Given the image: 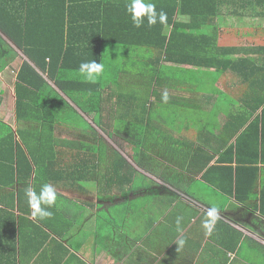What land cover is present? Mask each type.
I'll return each mask as SVG.
<instances>
[{
	"label": "trees",
	"instance_id": "1",
	"mask_svg": "<svg viewBox=\"0 0 264 264\" xmlns=\"http://www.w3.org/2000/svg\"><path fill=\"white\" fill-rule=\"evenodd\" d=\"M245 1L141 0L153 4L157 14L164 11L167 19L161 23L157 17L149 25L147 13L142 12L143 23L136 27L129 11L134 0H0V32L27 57L16 73L17 120L31 123L14 130L0 121L4 127L0 128V171L18 184L33 187L57 179L82 187L83 182L95 181L100 197L107 191L111 200L121 197L125 186L135 184L136 169L117 150L102 151L98 139L90 142L57 135L68 127L81 130L85 137L97 132L77 125L82 120L80 113H86L123 144L137 165L146 167L148 153L141 136L150 122L151 107L161 100L154 104L148 93L142 98L120 90L119 75L128 64L116 65L113 76L109 75L103 49L108 43L118 44L140 48L138 55L143 59L135 61L147 79L157 80V86L158 81L178 79L167 75L165 68L170 64L230 71L247 85L249 89L240 98L242 110L228 115L224 124L226 134L236 136L234 143L221 144L213 164L215 153L199 158L206 150L197 145L188 164L196 165L199 172L205 170L202 178L207 183L238 201L247 204L256 199L255 207L264 216V61L234 57L238 48L218 40L217 19L223 10L229 7L227 16H241L240 4ZM247 1L257 5L264 16V0ZM178 15L188 20H179ZM1 33L0 71L18 56ZM138 50L126 51L134 54ZM253 51L264 53V44ZM91 61L102 65L94 80L80 70L82 63ZM109 101L116 104L112 121L120 126L102 120Z\"/></svg>",
	"mask_w": 264,
	"mask_h": 264
},
{
	"label": "crops",
	"instance_id": "2",
	"mask_svg": "<svg viewBox=\"0 0 264 264\" xmlns=\"http://www.w3.org/2000/svg\"><path fill=\"white\" fill-rule=\"evenodd\" d=\"M245 3L240 4L243 15L238 17L244 25L238 26L242 31L238 37L244 41L247 51L238 48L232 54L234 57L258 58V54L264 53L253 49L264 44V16L257 5L249 4L247 0ZM177 19L186 21L188 17L178 15ZM218 26L221 43L224 39L221 34L227 25ZM255 33L257 36L253 37ZM3 37L15 50L18 49L6 36ZM257 40L261 42L255 43ZM138 49L132 47V51ZM18 51L24 57H21L22 61L26 60L22 51ZM138 54L139 50L132 54V61H128L132 66L120 72V86L122 80L127 82L133 76L147 79L139 61H135L143 59ZM16 60L0 71V121L14 130L30 125L17 120L16 69L22 61ZM182 66L191 71L192 76L172 79L170 81L177 84L166 89L171 98L167 101L171 104L169 113L175 114L170 120L173 127L167 135H154L152 130L161 129L157 127L165 122L154 117L158 106L154 105L150 122L146 123L141 136L148 156L144 158L146 167L135 164L136 171L155 183L146 185L142 182L138 186L136 176L134 185L125 186L122 196L111 200L107 191L100 197L97 186L82 187L57 179L51 183L56 193V205L49 209L53 215L40 219L32 215L25 189L32 187L39 192L41 186L18 184L0 171V264H264V216L255 207L256 199L247 204L238 201L207 183L202 178L205 170L199 172L196 165L188 164L193 147L197 145L206 150L197 155L199 158L215 153L213 164L220 156L219 146L227 140L229 144L234 143L236 136L230 138L224 124L228 115L242 110L240 98L249 88L235 74L225 71L226 78L216 74L210 76L211 85L217 92L211 88L205 93V86L202 90L199 88V77H194L195 70L201 68ZM155 81L151 82L150 89L146 87L148 94L158 93ZM127 88L124 92L141 96L137 88L129 89V85ZM163 93L158 94L162 96ZM227 95L230 98L237 96L239 104L235 105V102L231 104L233 107H227L220 102V97ZM113 112L111 114L117 113L116 110ZM187 112L189 117L185 116ZM177 114L184 116L181 123L176 120ZM0 128H4L2 124ZM161 130L165 134L164 129ZM161 137H164L162 142H157ZM170 146L174 148H168ZM128 159L135 162L132 157ZM148 194L157 199L152 203L145 202ZM115 203L123 207L120 225L112 224L113 217L109 216V206ZM213 207L218 210L219 219L211 235H206L203 222L209 219L207 213ZM177 218H181L179 225ZM180 239L185 241L182 247L177 244Z\"/></svg>",
	"mask_w": 264,
	"mask_h": 264
},
{
	"label": "rangeland",
	"instance_id": "3",
	"mask_svg": "<svg viewBox=\"0 0 264 264\" xmlns=\"http://www.w3.org/2000/svg\"><path fill=\"white\" fill-rule=\"evenodd\" d=\"M228 9H229V7L225 8L223 11H226V12L223 14V17L218 18V24L220 26L223 25L225 27L227 25V27L224 28L225 32L221 34L224 39H221L220 44H223V45L232 44V45H235L236 48H242L243 50L247 51L246 47H245L246 45H244V41L243 40L241 41V38L238 37L242 33V31L240 32L238 26L244 25L242 22L240 23V19H242V18L237 17V16H232V15L227 16L226 13L228 12L227 11ZM235 19H237L239 21L235 22ZM225 22H227V23H225ZM260 23H261V21H260ZM235 25H237V26H235ZM251 36H252V34H251ZM255 36H257L256 33L254 34L253 37H255ZM218 40H219V38H218ZM258 42H261V41L257 40L255 43H258ZM103 49H104V54H105V58H106L105 60H106V64H107L106 68L108 69L109 75H112L114 73V69L116 68V65H119L120 63H123V64L127 63L129 65L128 61H132L131 60L132 53L126 51V50L132 51V49H127V48H124L118 44H111V43L104 45ZM16 53L18 54L16 61H22V58H24V57L22 54H20L18 49H16ZM257 60L258 61H264V54H258ZM131 66L132 65H129L128 67H131ZM181 67H183V66L176 65V64H170V66L165 68V71L167 72L168 76L173 75L172 77H178L177 80L187 78V77H189L188 75L192 76L191 71L183 69ZM211 69H215V68L205 67V68H201L200 70H195V72H194V77H199L198 84H199L200 90H202L203 86H205V89H206L205 93L206 92L208 93V91H210L211 88H213L212 87L213 84L211 85V82H210V76L211 75L216 74V76H218V77L223 76L226 78L225 72H223L221 70L219 71L217 69H215L216 72H209V70H211ZM223 77H221V78H223ZM153 81H151L150 79L149 80L145 79L142 76H140L139 79H137L135 76H133V78H131V80H129L127 82L122 80V84L120 86V89L122 91H127L128 90L127 87L129 85V89H131V88L136 89L137 88L138 90H140L139 94L142 96V98L143 97L145 98V95H147V93L149 92L147 90V88L150 89L149 86H152L151 82H153ZM162 82L163 81H158L159 85L156 87V90L158 93L165 92V91H167L166 89H169L173 85L177 84L175 81H169V83L163 82V84L161 86L160 83H162ZM50 83L53 84L52 81H50ZM213 90H214V92H217L216 88H213ZM158 93L156 95L148 94V97H150L152 100L154 99L152 97H155L156 100H162V96H160ZM219 95H224V93L219 92ZM168 97H169V99H171L170 96H168ZM199 100L201 101V99H199ZM238 101H239V99L237 98V96L232 97V98L228 97V95H227V97L226 96L223 98L220 97V102L224 103V105H227V107L229 105L235 103V102H236L235 105L239 104ZM112 104L114 105V107ZM154 104H156L155 100H154ZM157 105L158 106L155 108L157 113L155 114L154 117L161 118L165 121V122H163V124L161 122H157L159 124H162L161 127H157V128H161V129L163 128L165 131V134L162 132L161 129H153L152 131L154 132V135H157V136H160L159 134H161V136L167 135L168 131L173 127V124L170 123V120L175 118V114H173L171 112L169 113V111H170L169 108H171L169 106V105H171L170 103L164 104V103L159 102V104H157ZM115 106H116V104H114V102L110 103V101H109L106 103V105L104 107L105 109L102 111V114H103L102 120L104 123H107L109 125L110 122L111 123L113 122L112 121V119H113L112 115H114V114H111L109 112V109L112 108L114 110ZM173 106H175V104H172V107ZM233 106L234 105H231V107H233ZM80 115L82 116V120L80 121V123H77L79 128L85 129V130L90 129L91 131L93 129H95L97 132H94V134L91 133L90 136L87 135V137H85V136H83L81 130H76L75 128L72 129L69 127L65 129L64 128L65 126H63L64 129H61V131L58 130L57 135L61 136V137H67L70 139H75V140H83L84 139V140H88L90 142L92 140L94 141V140L98 139L97 141H98L102 151L111 152L113 149H115L118 152H120L122 155H124L127 160H129L128 158H130L131 156L127 154V151H126L127 149L124 146H122L123 144L120 145L118 143V141H116L115 138L110 137L107 130H104L100 125H97L95 122H93L94 120L90 115H87L86 113H83V112H81ZM189 115H190L189 112L185 113L186 117H189ZM183 117H184L183 115L177 114L176 120L179 123H181V121L183 120ZM30 126H31V123H30ZM33 126H34V124H33ZM112 126L117 127L120 125H119V123L114 121L112 123ZM121 126L125 127V124L121 123ZM95 136L97 138H94ZM161 138L162 139L160 141L157 139V142L161 143L164 137H161ZM168 148H174V147L170 146ZM131 164L133 165V167L135 169H138L137 165H135L136 163L135 162L132 163V160H131ZM102 170H103V168H102ZM136 176L138 177V186H140V184L142 182H144L146 185H151V184L155 183V182H153V180L151 178H149L144 173L140 174V173L136 172ZM82 184L89 186V187H94V188L96 186L99 187L95 181H86V182H83ZM101 195L103 196V194H101ZM156 199L157 198H154L152 195L148 194L145 197V202L152 203ZM147 207H149V206H147ZM122 215H123V207L119 203H115V204H112L111 206H109V216L113 217L112 224H116V225L122 224Z\"/></svg>",
	"mask_w": 264,
	"mask_h": 264
},
{
	"label": "clouds",
	"instance_id": "4",
	"mask_svg": "<svg viewBox=\"0 0 264 264\" xmlns=\"http://www.w3.org/2000/svg\"><path fill=\"white\" fill-rule=\"evenodd\" d=\"M129 11L132 12L133 22L136 27H140L143 20L140 18L141 13H147V20L149 25H154L157 22V17L161 23L167 19V14L164 11H160L158 14L155 12V6L151 3L145 5L141 0H134L130 6ZM82 74L86 75L88 80H94L95 76L102 71L101 63L91 61L88 63H82L80 66ZM169 99L167 91L162 94V100L167 102ZM25 196L29 206L33 209L32 215L37 216L40 219L49 218L53 213L49 210L56 205V193L51 184L45 183L41 185L39 192L35 191L32 187L25 189ZM209 219L203 222V227L206 230V235H211L216 221L219 219L218 210L213 207L207 213ZM181 218H177V224L179 225ZM184 239L177 241L178 246H183Z\"/></svg>",
	"mask_w": 264,
	"mask_h": 264
}]
</instances>
